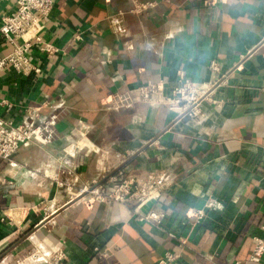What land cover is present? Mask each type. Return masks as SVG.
Listing matches in <instances>:
<instances>
[{"label": "crops", "instance_id": "obj_1", "mask_svg": "<svg viewBox=\"0 0 264 264\" xmlns=\"http://www.w3.org/2000/svg\"><path fill=\"white\" fill-rule=\"evenodd\" d=\"M142 1L158 7L134 16L129 0H54L42 37L59 52L33 49L38 75L0 71L5 121L27 124L28 108L42 118L61 113L52 145L0 161V264H44L59 248L66 264H159L168 252L179 255L169 264H264V256L249 261L253 238L264 237V0H215L211 9L200 0ZM15 10V0H0V26ZM10 51L0 38V54ZM211 60L228 84L215 96L221 108L204 103V118L175 121L146 104L114 110L116 97L149 82L171 89L177 71L208 81ZM117 144L140 154L123 166ZM62 159L81 183L101 181L104 167L141 179L166 171L161 197L142 208L164 212L162 228L136 218L134 205L71 201L45 178ZM191 210L207 213L200 225Z\"/></svg>", "mask_w": 264, "mask_h": 264}, {"label": "built area", "instance_id": "obj_2", "mask_svg": "<svg viewBox=\"0 0 264 264\" xmlns=\"http://www.w3.org/2000/svg\"><path fill=\"white\" fill-rule=\"evenodd\" d=\"M203 8L211 9L215 6V0H200ZM131 4L130 14L144 16L157 9L158 3L154 1L129 0ZM16 10L2 19L0 26V38L4 39L11 47V51L5 55L0 54V71L7 68L15 69L20 75H38L40 69L31 61L32 51L37 48L48 57L56 55L59 50L52 44L43 40L42 32L44 23L52 15L55 7L54 0H15ZM123 14L111 19L113 26H118L123 20ZM76 40L80 37H76ZM210 79L205 82H197L187 77L183 71L176 73V85L166 90L165 81L149 82L131 90L124 97H116L114 110L122 112L133 108L136 104L165 107L175 115V121L197 120L204 118V103H212L219 108L222 104L215 100V96L221 88L228 84V76L222 71L221 65L216 60H211L208 67ZM4 103L0 102V107ZM30 121L27 124H14L0 117V161L11 162L19 150L32 146L48 147L52 145L57 136V125L61 119V113H53L42 118L37 109L26 110ZM115 149L121 151V165H125L139 153L133 148ZM108 151L101 154V159L106 161ZM175 160L170 162V166ZM108 168H103V179L91 183H81L80 174L77 173L74 164L66 165L65 159L60 162L58 174L45 175L52 180L56 187L66 193L71 201L89 198L98 204L117 203L124 206L134 205V214L142 222L149 223L161 229L166 219L162 211L151 210L142 212V208L157 201L162 194L164 184L169 176L166 171L154 173L149 178L141 179L130 174L126 168L120 169L116 174L109 176ZM203 210H191L187 218L193 221L195 226L200 225L206 218ZM6 219L0 217V223ZM172 239L178 240L181 246H185L187 240L177 238L169 234ZM254 248L249 257L251 263H259L264 256V237H254ZM39 253L31 254L28 260L39 259ZM179 255L166 253L159 264L174 263ZM66 252L59 248L50 255L44 257V264H66Z\"/></svg>", "mask_w": 264, "mask_h": 264}, {"label": "trees", "instance_id": "obj_3", "mask_svg": "<svg viewBox=\"0 0 264 264\" xmlns=\"http://www.w3.org/2000/svg\"><path fill=\"white\" fill-rule=\"evenodd\" d=\"M4 255H5V253H2V254L0 255V259H2V258L4 257Z\"/></svg>", "mask_w": 264, "mask_h": 264}]
</instances>
